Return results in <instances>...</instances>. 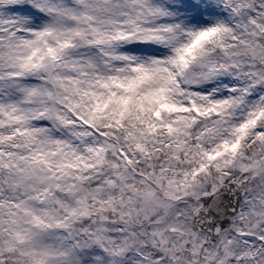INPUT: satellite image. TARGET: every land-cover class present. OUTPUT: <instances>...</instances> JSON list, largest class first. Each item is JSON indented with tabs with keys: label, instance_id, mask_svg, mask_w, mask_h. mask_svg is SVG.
Returning <instances> with one entry per match:
<instances>
[{
	"label": "snow or ice",
	"instance_id": "6c2138e0",
	"mask_svg": "<svg viewBox=\"0 0 264 264\" xmlns=\"http://www.w3.org/2000/svg\"><path fill=\"white\" fill-rule=\"evenodd\" d=\"M0 264H264V0H0Z\"/></svg>",
	"mask_w": 264,
	"mask_h": 264
}]
</instances>
